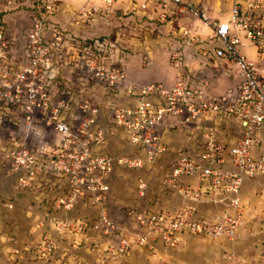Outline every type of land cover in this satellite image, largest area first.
<instances>
[{
    "label": "built area",
    "instance_id": "2783aa9c",
    "mask_svg": "<svg viewBox=\"0 0 264 264\" xmlns=\"http://www.w3.org/2000/svg\"><path fill=\"white\" fill-rule=\"evenodd\" d=\"M156 1L164 17L177 11L212 29L207 57L220 73L189 70L173 49L169 82L139 83L111 55L112 40L106 47L91 41L93 53L83 55L61 0H0V174L37 196L45 213L39 244L16 264H68L77 252L96 256L78 264H108L145 247L178 248L186 237L239 240L247 216L242 186L264 174V0H229L227 21L188 0ZM114 5L85 0L72 21L115 20ZM183 33V45L198 43L190 29ZM68 62L80 72L69 74ZM221 78L227 89L214 93ZM164 159L159 189L182 197L176 210L160 198L148 202ZM121 170L144 173L137 191L149 198L117 216L110 194ZM200 204L213 208L203 213ZM223 259L237 264L238 255L227 251Z\"/></svg>",
    "mask_w": 264,
    "mask_h": 264
},
{
    "label": "crops",
    "instance_id": "0c3cea01",
    "mask_svg": "<svg viewBox=\"0 0 264 264\" xmlns=\"http://www.w3.org/2000/svg\"><path fill=\"white\" fill-rule=\"evenodd\" d=\"M62 12L64 22L73 31L77 32L79 36H90L91 34L100 37L106 33L112 34V43L120 48L121 42L125 39V30L129 28L130 32L137 30L134 24L138 27L151 26L157 29L164 36L162 40L156 42V49H160L157 53L156 59L151 60L145 69L140 71H133L127 69V73L131 80L139 83H152L155 81L169 82V78L177 70L170 62V52L173 49L179 50L184 54V64L191 71H207L213 74L212 71L221 72V66H218L215 60H209L207 55L211 56L212 49L215 46V41L211 38L212 29L206 26L202 21L191 23V19L177 11L168 13L166 17L163 16V9L160 3L156 0H115L114 7L117 10V18L109 21V25L105 26L98 23L102 18H95L96 22L92 23L93 33L84 30V26L77 28L78 22L72 21L73 16L79 9L80 4L85 0H61ZM196 4L199 8L206 11L211 18L220 21H227L230 13L229 0H221L219 6H212L213 0H188ZM97 5L102 4V0H93ZM125 13H124V12ZM122 14H125L123 21L119 22L117 26L115 21L121 20ZM93 17V16H92ZM95 17V16H94ZM93 17V18H94ZM123 17V16H122ZM134 18V20H131ZM106 20V19H105ZM134 21V22H133ZM140 23V24H137ZM76 24V26H75ZM106 24V23H105ZM179 27V29H178ZM77 28V29H76ZM190 29L192 36H196L198 43L192 47L183 45L187 38L183 31ZM104 32L100 34V31ZM88 31V32H87ZM182 35V39H175ZM181 38V37H180ZM174 39V40H173ZM128 43V42H127ZM142 44L143 49H148V42ZM129 44V43H128ZM133 46L132 42L130 43ZM136 47V45L134 46ZM141 55L148 58L154 54H150L145 50ZM118 61L126 62V58L119 59ZM204 57V58H203ZM125 60V62H124ZM209 67H206L205 65ZM205 66V67H204ZM218 66V67H216ZM221 81V82H220ZM223 83V84H219ZM228 79H216L212 84L214 93H221L227 89ZM221 86V89L218 87ZM224 87V89H223ZM264 135V133H263ZM174 146L176 145V138H173ZM163 162H167L166 159ZM118 171L112 181V189L110 194V206L116 207L114 188L117 183ZM160 201L163 207L171 210H176L184 206L182 197L177 193L161 192ZM242 195L246 206L247 216L245 224L242 228L241 236L235 243H227L224 241H209L200 240L197 238L186 237L183 244L178 248H170L164 245L158 246L154 251L145 247L130 255L122 257H115L108 264H224V254L227 251H234L238 255L237 264H264L262 256L264 246V174L254 179L245 180L242 186ZM38 197L31 195L27 192L20 190L17 186L14 177L5 178L0 174V208L4 211L16 212L20 207H24L28 220V229L26 234L18 232L13 229V234L3 232L2 240H7V247L0 249V262L4 256L12 258V264H16V257L22 256L24 253H33L39 244V237L36 231L40 230V220L45 214L44 211L39 210L37 207ZM121 208V207H120ZM127 207H122V209ZM213 208L209 204H200V210L204 213L211 211ZM23 209V208H22ZM1 210V211H2ZM20 210V209H19ZM3 212V211H2ZM41 231V230H40ZM38 233V232H37ZM9 242V243H8ZM16 250H20L19 255L15 254ZM78 256L86 255L89 260L96 261V256L92 257L86 252H77ZM78 257V258H79ZM80 260V259H78ZM56 264V260L53 261ZM58 263V262H57Z\"/></svg>",
    "mask_w": 264,
    "mask_h": 264
},
{
    "label": "rangeland",
    "instance_id": "374dc122",
    "mask_svg": "<svg viewBox=\"0 0 264 264\" xmlns=\"http://www.w3.org/2000/svg\"><path fill=\"white\" fill-rule=\"evenodd\" d=\"M204 0H202V3ZM221 0H213V2L211 3L212 6H219ZM58 6H60V3L58 2ZM124 12V11H123ZM125 13V12H124ZM123 16V17H122ZM121 16V20L118 21V19L115 21L117 26L119 22L123 21V18L125 17V14H122ZM94 17V16H93ZM88 15L85 16L84 18H80V20L78 21V26H75L77 28L84 26V30H88L90 33L94 32V29L92 28V23L96 22L97 20H95L94 17ZM101 18V17H100ZM117 18V17H116ZM126 18V17H125ZM98 19V18H97ZM78 20V19H77ZM131 20H134V18H132ZM196 21L199 20H191V23H194ZM134 22V21H133ZM76 23V22H74ZM101 25H105L108 26L109 25V21L103 19H100V21L98 22ZM106 23V24H105ZM140 24V23H137ZM135 28H138L135 31L130 32L129 28L132 29V27H129L128 29H126L124 32L126 34L125 39L122 40V44L121 46L119 45V49L117 47V51L116 49H114V52H111V55H117L119 56V59H123L126 58V62L124 60L125 63L118 61V66L122 67L123 69L127 70V69H131L133 71H140L146 68H148L147 66L149 64H151V60L152 59H156L157 53L160 51V49H156V42L162 40L164 37H167L166 35L164 36L161 32H159L157 29L152 28L151 26H144V28L138 27L136 24H134ZM76 28V29H77ZM179 29V27H178ZM73 30V29H71ZM100 31V30H99ZM88 32V31H87ZM104 32L100 31V34H102ZM74 34V33H73ZM181 37V38H180ZM169 38H173V37H167ZM182 35L179 36L178 38L175 39H182ZM95 39H100V41L105 45L106 47V42L110 41L112 39V34L110 35L109 33H106V35L97 37L93 34H91L90 36H86L83 37V35H81V37L79 38V40H81V43H83L84 46V56H87V53H85V48H88V53L92 54V49L90 51V47H91V41L95 42ZM174 40V39H173ZM145 41L148 42V49H143L142 44L144 45ZM163 41V40H162ZM129 44H128V43ZM133 44V46H131V43ZM136 45V47H134ZM111 48H109L110 50ZM145 50H147L148 52H150V54H154L150 55L152 56L151 59L150 57L147 58V60L145 61V57H143L141 59V55L145 54L143 53ZM77 54H73L74 58H76ZM81 55V56H83ZM100 55H102L103 57L108 56V50L107 48H101V53ZM76 63V61H74ZM81 65V64H80ZM66 70L69 72V74L76 72L79 73L80 70L79 68H77V65L68 62V65L65 66ZM79 67V66H78ZM221 82V81H220ZM85 83V81H84ZM220 85L223 83H219ZM219 89H221V86L218 87ZM224 89V87H223ZM165 162H161L159 163L156 167H154V182H152V184L154 185V188L152 189V191L149 194V199H142L141 197H139L138 191H137V184H138V176H143L144 173L141 172H130V171H125V170H121L118 173V177H117V183L116 186L114 188V197H115V204L116 207L113 208V206H109L111 212L117 216L120 215V210L122 207H132V206H139L142 204L143 201H146L148 199V202L150 201H155L156 199L160 198V194H161V190L159 189V184H158V180L164 173H165ZM162 167V168H161ZM1 206V205H0ZM121 207V208H120ZM23 208V209H22ZM22 208L20 207L18 210H16V212H10V211H4L0 208V249L4 248V246L7 245V240H2V234L3 232L9 233V234H13V229L15 231H20L23 232V234H26L27 232V227H28V220H27V215L25 213L24 207L22 206ZM124 208L122 209V212L127 209ZM3 212H2V211ZM9 243V242H8ZM8 246V245H7ZM6 246V247H7ZM2 258V262H0V264H12V258L9 256H4L1 257ZM81 258V261L78 260ZM66 262L68 264H78V263H92V260L86 256V255H80V257L78 258V254L76 253H72L71 255H69L66 259Z\"/></svg>",
    "mask_w": 264,
    "mask_h": 264
}]
</instances>
